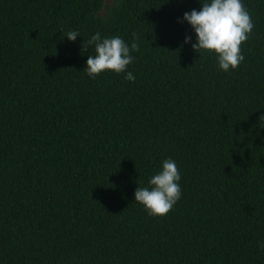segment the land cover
<instances>
[{"label":"trees","instance_id":"1","mask_svg":"<svg viewBox=\"0 0 264 264\" xmlns=\"http://www.w3.org/2000/svg\"><path fill=\"white\" fill-rule=\"evenodd\" d=\"M202 2L0 0V264H264V0L228 72L180 22ZM96 33L135 34L134 82L84 72ZM167 159L153 217L134 193Z\"/></svg>","mask_w":264,"mask_h":264},{"label":"clouds","instance_id":"2","mask_svg":"<svg viewBox=\"0 0 264 264\" xmlns=\"http://www.w3.org/2000/svg\"><path fill=\"white\" fill-rule=\"evenodd\" d=\"M184 21L191 25L197 37L196 43L192 44L193 50L200 56L202 53H215L221 70L228 72L238 69L245 60L241 54V45L249 39L254 24L241 0H203L201 10L186 12L180 22ZM66 37L75 42L80 33L69 31ZM185 43L190 44L191 37H186ZM93 46L95 54L88 56L84 70L89 77L96 78L105 71L116 74L126 72L125 79L135 81L133 73L127 71L134 60L131 53L139 51L135 34L129 45L120 36L107 38L96 33L84 40L81 45L82 54ZM259 121L264 122V115L259 117ZM180 180L177 164L167 159L163 161L162 170L150 178L149 187L137 188L134 193L135 202L143 205L150 216L164 217L181 199ZM259 247L264 249V242Z\"/></svg>","mask_w":264,"mask_h":264}]
</instances>
